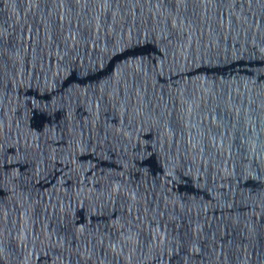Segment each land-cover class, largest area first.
<instances>
[{
    "label": "water",
    "instance_id": "obj_1",
    "mask_svg": "<svg viewBox=\"0 0 264 264\" xmlns=\"http://www.w3.org/2000/svg\"><path fill=\"white\" fill-rule=\"evenodd\" d=\"M0 264H264V0H0Z\"/></svg>",
    "mask_w": 264,
    "mask_h": 264
}]
</instances>
